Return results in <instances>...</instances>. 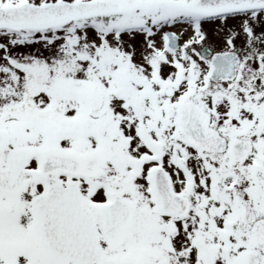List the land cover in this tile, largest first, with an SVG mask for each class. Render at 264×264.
Here are the masks:
<instances>
[{
	"label": "snow or ice",
	"instance_id": "1",
	"mask_svg": "<svg viewBox=\"0 0 264 264\" xmlns=\"http://www.w3.org/2000/svg\"><path fill=\"white\" fill-rule=\"evenodd\" d=\"M0 264H264V0H0Z\"/></svg>",
	"mask_w": 264,
	"mask_h": 264
}]
</instances>
